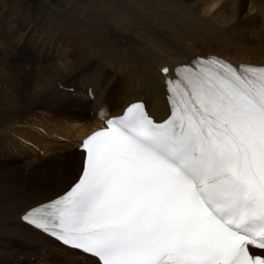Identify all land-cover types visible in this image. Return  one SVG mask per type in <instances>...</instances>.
<instances>
[{
  "label": "snow or ice",
  "instance_id": "1",
  "mask_svg": "<svg viewBox=\"0 0 264 264\" xmlns=\"http://www.w3.org/2000/svg\"><path fill=\"white\" fill-rule=\"evenodd\" d=\"M159 72L165 117L101 110L75 179L21 221L92 264H264V66L191 56Z\"/></svg>",
  "mask_w": 264,
  "mask_h": 264
},
{
  "label": "bare ground",
  "instance_id": "2",
  "mask_svg": "<svg viewBox=\"0 0 264 264\" xmlns=\"http://www.w3.org/2000/svg\"><path fill=\"white\" fill-rule=\"evenodd\" d=\"M1 1L0 11L9 7L14 16L6 13L0 19V107L23 109L24 113L7 122L0 120V232L7 234L4 247L0 246V262L78 264L68 249L23 223L20 216L29 206L62 193L75 179L81 156L71 153V149L79 137L102 125L74 113L90 104L82 97H86L84 86L93 71H97L98 79L97 104L116 110L110 115L121 112L135 98H146L152 112L163 118L166 100L159 67L164 63L174 65L210 52L234 62L264 64L263 41L255 44L247 37L232 36L212 20L215 13L225 12L239 19L247 8L263 7L264 0H209L205 3L210 5L209 13L215 10L209 21L198 11L204 5L202 0H98L96 14L71 25L53 13L46 14L41 22L29 16L27 10L18 9L17 0ZM152 3L161 7L167 3L170 10L180 8L182 18L178 23L191 34L174 37L179 34L175 30L179 24L170 21L176 14L154 9ZM147 4L152 8L145 16L129 15L128 7ZM183 6L189 9L185 11ZM102 20L123 34V42L116 40L123 45L113 44L111 30ZM31 23L32 31L43 35L41 41L29 33L24 39L22 30ZM26 47L32 51L26 52ZM36 52L38 56L33 54ZM12 55L22 60L9 64L6 58ZM80 67V72L74 73ZM106 74L112 78V85L100 83L105 82ZM57 81L75 86L76 91L52 88ZM18 155L28 161L22 164L12 159ZM42 246H48L46 252L39 249Z\"/></svg>",
  "mask_w": 264,
  "mask_h": 264
},
{
  "label": "rangeland",
  "instance_id": "3",
  "mask_svg": "<svg viewBox=\"0 0 264 264\" xmlns=\"http://www.w3.org/2000/svg\"><path fill=\"white\" fill-rule=\"evenodd\" d=\"M50 1L52 4L50 3ZM50 1L49 0H19L18 4L25 5L28 9H32V11L31 12L29 11V13L34 14L35 16H38L39 13H42L46 17V14L53 13L59 20H61V22L65 23L66 25H71V24H76V22L83 21L82 18L83 19L86 18L88 14H96L98 10V5L100 3L98 0H50ZM202 1L204 2V5L202 4V6L198 7V11L200 10L199 13L201 16L206 15V17H208L206 20L209 21L212 15L215 13V10L210 11V13H213L210 15L209 10H208L210 5L205 6V3H208L209 0H202ZM216 1H217L216 3L221 2V0H216ZM2 3H4V1L2 2L0 0V4ZM152 5L155 7L154 9H158L161 11L165 10L166 12L168 11L170 14L172 13L176 14V15L174 14L175 15L174 18L170 21V22H174V24L175 23L179 24L175 29L176 31H179V34H177L178 36H174V37L183 38V36L185 37L186 35L191 34L190 33L191 31H189L185 26L183 27L181 26L182 23H178L180 21L179 19L182 18L178 14L182 12L180 8L174 9V7H172V10H170L168 8L167 3H163L162 7L159 6V4L155 5L154 3H152ZM152 5L147 4L146 6H139L138 8L128 7L127 9L129 11L128 12L129 15H134V14L140 15L141 13L140 16L142 15L145 16L147 12L152 8ZM18 7H19L18 9L23 8V10L26 11L24 6L18 5ZM134 9L136 10L134 11ZM183 9L187 11L189 9V6L188 7L183 6ZM137 10H138V13H136ZM230 14L231 13H226V12L220 13V14L215 13V17H213L212 20L216 22V24L218 23L216 25L217 27H220V28L223 27L232 36L247 37L251 39L252 41H254L255 44L261 41L264 42V21H261V19L263 20L262 16L264 15V6L257 8V9H252V10H249L247 8L243 17H240L239 19H236V20L233 18V15H230ZM102 22H104V24L107 25L106 21L102 20ZM108 28L111 30V37H112L111 40L113 42H116L117 39H121V36L118 35V33L114 30L113 27L109 25ZM174 35L176 34L174 33ZM10 63L11 62L9 61V64ZM51 87L54 89H57V87L54 86V83L51 84ZM60 106L62 105L60 104ZM15 109L9 110L7 108L6 110H2V108L0 107V120L2 122H7V120H11L16 117H21L22 113H24L23 109L21 110L19 108L20 111L18 109L16 110ZM56 146H60V145H56ZM33 160H36L38 162L39 159H33ZM21 166H24V165H21ZM4 192L5 191H3V193ZM6 236L7 234L3 235V233L0 232V239L2 241V242L0 241V246L4 247V242L7 240ZM0 264H2V262H0Z\"/></svg>",
  "mask_w": 264,
  "mask_h": 264
}]
</instances>
